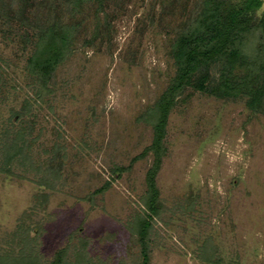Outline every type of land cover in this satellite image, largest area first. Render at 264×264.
<instances>
[{"label": "rangeland", "instance_id": "1", "mask_svg": "<svg viewBox=\"0 0 264 264\" xmlns=\"http://www.w3.org/2000/svg\"><path fill=\"white\" fill-rule=\"evenodd\" d=\"M200 2L0 0V260L140 264L135 225L155 161L145 116ZM57 20L74 28L71 53L40 96L28 59ZM163 146L148 264H264V114L187 88Z\"/></svg>", "mask_w": 264, "mask_h": 264}, {"label": "trees", "instance_id": "2", "mask_svg": "<svg viewBox=\"0 0 264 264\" xmlns=\"http://www.w3.org/2000/svg\"><path fill=\"white\" fill-rule=\"evenodd\" d=\"M66 2L73 11L89 2L103 4V0ZM261 7V0H201L171 44L175 76L145 116L153 127V140L144 153L151 151L155 161L146 175L147 214L135 225L140 264H148L149 232L161 208L154 177L164 153L167 118L184 90L192 88L216 98L244 97L253 113L264 114V16L256 14ZM73 33V27L58 20L40 30L28 59L29 73L39 83L38 95L48 91L57 66L71 53ZM214 68L218 69L216 78L211 74ZM20 259H1L0 264L31 263L25 257ZM64 259V252H60L51 264H71Z\"/></svg>", "mask_w": 264, "mask_h": 264}]
</instances>
